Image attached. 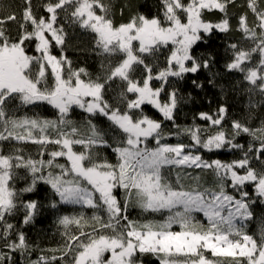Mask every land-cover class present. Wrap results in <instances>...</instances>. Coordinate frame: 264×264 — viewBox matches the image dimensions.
<instances>
[{"label": "snow or ice", "instance_id": "snow-or-ice-1", "mask_svg": "<svg viewBox=\"0 0 264 264\" xmlns=\"http://www.w3.org/2000/svg\"><path fill=\"white\" fill-rule=\"evenodd\" d=\"M161 3L162 16L137 14L116 24L106 0H43L39 11L34 0H24L15 34L4 25L17 16L0 18V264H12L17 252L27 264H143L145 255L159 264H264V226L249 234L244 223L254 215L255 200L247 188L264 200V121L254 128L233 120L229 131L224 127L228 109L220 106L215 113L198 114L207 127L177 126L178 92L165 91L169 77L183 78L214 63L213 57L198 60L192 47L203 39L201 33L232 30L228 9L236 0ZM246 8L236 30L251 46L231 43L232 58L224 67L244 73L264 93V0H246ZM213 10L222 14L218 22L205 19ZM71 26L94 34L98 55L119 54L120 60L102 62L95 77L86 68L74 69L66 53ZM170 44L164 68L154 75V64L144 57ZM117 80L123 87L110 102L106 95ZM154 80L161 81L159 87L152 86ZM42 104L56 110L55 118L34 111ZM144 105L153 106L176 130L165 135L162 122ZM73 106L90 117H105L109 132L92 119L78 125L70 119ZM244 135L250 140L238 142ZM170 136L177 142H168ZM25 143L38 146L36 158L23 148L5 147ZM224 149L239 156L230 161L204 156L205 150ZM206 172L211 184L201 175ZM21 180L25 186L18 188ZM40 184L58 198L48 207L93 211L91 216L83 211L59 215L61 244L40 249L31 259L36 248L8 218L22 209V223L35 222L41 202L24 195ZM131 208L161 218L133 219Z\"/></svg>", "mask_w": 264, "mask_h": 264}, {"label": "trees", "instance_id": "trees-1", "mask_svg": "<svg viewBox=\"0 0 264 264\" xmlns=\"http://www.w3.org/2000/svg\"><path fill=\"white\" fill-rule=\"evenodd\" d=\"M111 5V15L114 19V23H126L128 20L137 15L143 14L147 17L162 16L163 8L161 0H106ZM43 0H34V8L39 11L40 4ZM24 7V0H0V18L6 17L10 14L17 16V21L9 22L4 25L9 29L12 34L17 31V22L19 21L20 14ZM248 11L246 8V0H236L234 6H229L228 13L231 16L232 30L226 33H221L219 30H214L211 34L201 33L203 39L198 41L192 47V55L197 57L198 60L214 58V63L210 61V68H201L197 73L184 74L183 78L169 77L166 83L165 91H171L173 89L178 92V107L175 110V125L186 126L193 123L202 127H207L208 122L199 118V113H215L220 106H226L228 109L226 119L224 121V127L227 130H231V121L239 120L241 122H247L250 127H259L261 122L264 121V93H261L258 86L252 85L250 82L244 79V73L236 70H226L224 65L232 58L231 49L229 45L231 43L239 42L242 47L248 48L251 46V41L245 40L242 33L237 31V20L241 13ZM221 13L218 10L205 13V19L218 22L221 17ZM253 19L252 14L249 12V20ZM67 47L66 53L69 59L72 61V67L74 69L86 68L90 74L95 77L101 74V63L105 65L109 60L113 65L120 60V55H114L112 57H104L97 54V48L95 45V37L90 31L81 29L79 27L71 26L67 28ZM172 45L167 47H161L154 57L145 56L146 63L154 64L153 74L155 75L158 69H163L165 61L169 56V50ZM31 51V49H30ZM258 57H253L255 62ZM143 73L142 66L137 67L136 75ZM216 73L212 77L213 82H209L210 76ZM197 81L203 84V88H197L192 81ZM161 81L154 80L152 82L153 87H159ZM259 84V81H258ZM119 85V87H118ZM123 85L120 82L114 81L112 89L106 95L111 102V98L117 94ZM251 89V91H249ZM163 95V94H162ZM144 111L152 118L160 120L162 122V131L165 135L174 132L176 129L172 121L163 120L162 114L159 113L151 105H144ZM40 115L48 118H55L56 110L50 105L42 104L38 108L34 109ZM70 119L82 124L86 119H92L99 128L109 132L110 122L102 116L90 117L84 110L73 106L70 113ZM215 131V129H212ZM240 143H247L250 137L244 135L237 138ZM168 142L175 143L176 137L170 136ZM183 142L189 143L187 137L183 138ZM7 150H11L13 147H20L24 149L25 154H32L36 158L38 152V146L25 143V144H6ZM104 155L108 159L113 160L114 156L111 151L102 150ZM206 159H221L223 161H230L239 156V152L230 151L227 149L207 152L204 151ZM47 158V157H46ZM60 162H64L63 158ZM191 171V170H189ZM24 173L21 171V175ZM196 174L195 172L193 173ZM204 179L211 184L213 177L211 173H202ZM25 182L23 180L17 182V187H24ZM252 199L255 203L251 205L253 211V218L245 221L247 224V231L249 234L257 233L258 229L264 224V200L255 196L252 187H248ZM25 200H38L41 202L40 215L37 216L34 223L24 225L22 223L24 212L22 209L17 210L16 214L9 217V222L13 223L17 229L22 230L29 242L36 248V251L31 253V259H36L40 249H52L58 247L62 242L61 228L57 224V217L61 214H74L83 211L87 216L92 215L91 209L81 208L74 205H62L59 209H52L47 205L51 200L58 199L50 190V187L45 184L38 185V189L35 193H28L24 195ZM202 217V214H200ZM130 218L133 219H160V214H142L140 209L131 208ZM178 229V226H174ZM3 241H0V245ZM143 264H159V260L151 255H145L142 257ZM12 264H27L25 258L17 253H13Z\"/></svg>", "mask_w": 264, "mask_h": 264}]
</instances>
